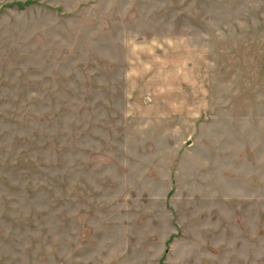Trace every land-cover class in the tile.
I'll return each mask as SVG.
<instances>
[{"label":"rangeland","instance_id":"374dc122","mask_svg":"<svg viewBox=\"0 0 264 264\" xmlns=\"http://www.w3.org/2000/svg\"><path fill=\"white\" fill-rule=\"evenodd\" d=\"M0 264H264V0H0Z\"/></svg>","mask_w":264,"mask_h":264}]
</instances>
